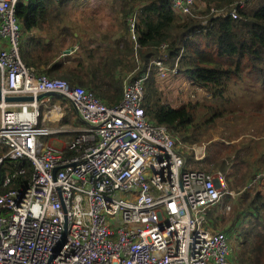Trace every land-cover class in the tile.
<instances>
[{
	"label": "built area",
	"instance_id": "1",
	"mask_svg": "<svg viewBox=\"0 0 264 264\" xmlns=\"http://www.w3.org/2000/svg\"><path fill=\"white\" fill-rule=\"evenodd\" d=\"M170 1L179 17L206 25L207 16L235 18L254 0L213 5L206 16L200 0ZM16 2L0 0V264H237L229 232L215 231L208 215L231 209L222 202L233 194L225 174L187 167L178 147L191 142L143 108L150 72L159 80L179 76L180 54L171 65L163 42L137 73L136 11L128 16L135 66L110 105L22 61ZM55 95L72 104L80 127L61 123ZM13 96L30 99L6 100ZM61 134L73 135L62 148L43 140ZM207 144L189 146L195 161L206 157Z\"/></svg>",
	"mask_w": 264,
	"mask_h": 264
},
{
	"label": "trees",
	"instance_id": "2",
	"mask_svg": "<svg viewBox=\"0 0 264 264\" xmlns=\"http://www.w3.org/2000/svg\"><path fill=\"white\" fill-rule=\"evenodd\" d=\"M86 1V6L97 5L92 6L96 7L94 13L106 7L107 12L121 16L115 19L117 27L110 34L114 37L115 33H119L118 38L110 41L109 36L104 37L100 29L106 27L102 28L97 23H102L97 14L88 17L96 23L89 24L90 28L88 24L81 25L76 17L72 19L71 11L81 9ZM88 1L74 5L79 3H72L73 0H17L15 15L21 33L34 28L46 33L45 37L25 40L22 48L20 43L22 61L49 78H61L70 85L82 86L94 92L107 104L117 103L123 93L120 70L122 73L127 71V75L134 68L126 20L136 11L141 59L137 73L145 69L151 57L158 56V45L166 42L168 62L173 65L180 54L179 74L183 73L209 95V98L205 95L200 100L195 97V102L188 101L178 107L170 106L158 96L154 71H151L144 82L143 108L152 121L165 125L185 142H191V139L198 141L214 127L218 119L239 112L238 108L230 105L232 89L237 85H241L240 88L249 96L256 97L252 111L264 113V0H254L250 5L239 8L235 18L207 16L206 25L202 24L203 19L179 17L170 0ZM200 1L203 4L201 13L206 16L210 6H227L236 0ZM93 27L94 30H91ZM86 36L96 40L89 41ZM72 48L69 53H64ZM71 112L78 119L74 110ZM196 112L201 115L198 121ZM67 117L68 114L61 120L62 124H68ZM242 138L236 136L228 139L230 142L220 153L217 171L226 174L229 168L227 160L239 159L252 167L242 158L239 149L252 143L253 138ZM212 159H216V156L213 155ZM22 165L26 167L25 176L30 177V164L25 161ZM236 171L237 168L234 173ZM247 208L256 214L254 226L258 227L245 229L244 241H249L250 251L255 257H260L264 255L261 244L264 238V193L256 191L248 201Z\"/></svg>",
	"mask_w": 264,
	"mask_h": 264
},
{
	"label": "rangeland",
	"instance_id": "3",
	"mask_svg": "<svg viewBox=\"0 0 264 264\" xmlns=\"http://www.w3.org/2000/svg\"><path fill=\"white\" fill-rule=\"evenodd\" d=\"M91 1L92 0H89L88 3H90ZM74 2L79 3L74 5H81L83 0H73L72 3ZM100 2L106 3L108 2V0H100ZM199 3L202 5L201 2ZM86 5L87 1L82 7L84 8V11H81L82 8L71 11V14H73L74 17L79 18V23L81 25L88 24V26H90L89 24H96L95 20L92 21V19L88 17H90V15L97 14L96 17H98L100 21H102V23H97L102 28L106 27L107 29L108 27V30L111 31L114 30L115 27H117V22H115V19H119L121 16H119L118 14H112V11L107 12L103 8L99 11L95 10L96 13H94L93 9H96V7H89ZM201 9L203 10V5ZM134 59L135 58H133L132 60L135 66ZM125 72L122 73V71L120 70L119 77L122 78L123 75L126 74ZM155 85L158 89V96L163 100L164 103L173 107L181 106L185 103H188V101L195 102V97L196 99L200 100L203 97L207 96V92L205 89L191 83L183 73L179 74V76L177 77H171L170 75H168L161 80L155 77ZM240 87L242 86L237 85L233 87L232 101L230 104L231 106L238 108L239 112H235L229 117L224 116L218 119L215 122L214 127L210 128L208 130V133L203 135L200 140L193 142L191 139V143L185 144L188 147L178 148L182 150V154L185 157V164L187 165V167L216 172L218 169L217 164L220 160V153L230 142L228 139L236 136L238 137V139L242 137V139H247L248 137L253 138L252 143L245 144L242 147L238 146L241 147L239 149V152L242 155V158H244L245 161L252 165V167L250 166L251 168L248 167L245 162H241V160L239 159H236L235 161L227 160V166H229V168L227 169V172L225 174L227 175L226 183L228 190L233 192V194H225L222 197V202L225 204H230V211L223 216H219V211L216 210L215 214H211L210 219L211 221H213L214 225L217 226L214 228L215 231H228L230 233L229 239L232 245L231 252L237 264H264V255L255 257V255L250 251L249 241H244L243 234L245 229L248 230L253 227H258L257 225L254 226V223H256L257 220L256 214L252 209L247 208L248 201L256 191H262L264 193V113H255L252 111V103L253 101H256V97L249 96ZM207 97L209 98V95ZM56 101L58 103L63 102L61 103V108L64 113L68 114L67 126H69V129L79 127L81 125L80 121L75 116H73V114H70L72 110V106L69 104L70 102H68L61 96L55 95L51 98V102L55 103ZM65 106L66 110H64ZM44 111H46V109H40V113H44ZM64 117L65 114L63 118ZM200 118L201 115L196 112L197 121ZM62 136L61 138H65ZM72 137L73 135H69V140L70 138L72 139ZM177 137L179 141H183L179 136ZM47 139L48 137L44 138L43 140L47 142ZM207 141L208 144L206 157L201 162L195 161L193 159L192 150L189 146ZM54 145L60 146V144L57 142H54ZM213 155L216 156V159H212ZM236 168L238 171L234 173ZM230 174L232 177L230 176ZM238 221L239 225H241L239 228L240 231H237L238 228L235 227V224ZM238 236H240V238H238ZM261 244H263L264 247V238Z\"/></svg>",
	"mask_w": 264,
	"mask_h": 264
},
{
	"label": "crops",
	"instance_id": "4",
	"mask_svg": "<svg viewBox=\"0 0 264 264\" xmlns=\"http://www.w3.org/2000/svg\"><path fill=\"white\" fill-rule=\"evenodd\" d=\"M92 6H97L96 4H93ZM105 6V5H104ZM104 9H106V7H104ZM73 10H75V9H73ZM72 10V11H73ZM73 16V15H72ZM73 20L75 19V17L73 16V18H72ZM77 20H79V18L77 17L76 18ZM88 28H90V26L88 27ZM91 30H94V27L91 29ZM101 31H102V34L104 35V37H106V36H109L110 37V41H112V39L114 38H118L119 37V33H115L116 35L114 36V37H111V31H109L108 30V27H107V29H100ZM118 31V30H117ZM99 33H101V32H99ZM113 33V32H112ZM45 31L44 30H42V29H39V28H34V29H32V30H30V31H22V33H21V39H20V43H21V48H22V45H23V43L25 42V40H27V39H29V38H31V37H45ZM86 38H88V40L89 41H95L96 39L95 38H93V37H90V36H86ZM22 50V49H21ZM73 50V48L71 49V51ZM57 102V101H56ZM61 103H63V102H61ZM61 103H60V105H61ZM70 104V103H69ZM71 106H72V104H70ZM61 107H62V105H61ZM62 109V108H61ZM64 110H66V106L64 107ZM72 110H74L73 109V107H72ZM72 112H70V114H71ZM65 114V116H66V113H64ZM62 119H64V118H62ZM81 126V125H80ZM79 126V127H80ZM75 128H78V127H75ZM62 135H65V134H61V135H58V136H52V137H48V139H47V141H49V142H51V143H53L54 144V142H57V143H59L60 144V146H58V147H64L65 146V144H66V142L67 141H69V135H71V134H69V135H65V136H62ZM61 136L62 137H65V138H61ZM68 140H67V139ZM71 139V138H70ZM65 140H67V141H65ZM65 141V142H64ZM215 211H216V208L215 207H213V208H211L210 210H209V212H208V215H209V218H211V214H215ZM220 220V219H219ZM210 221H211V219H210ZM213 222V221H212ZM215 227H217V226H215L214 225V223H213V225H212V228H215ZM230 234V233H229Z\"/></svg>",
	"mask_w": 264,
	"mask_h": 264
},
{
	"label": "water",
	"instance_id": "5",
	"mask_svg": "<svg viewBox=\"0 0 264 264\" xmlns=\"http://www.w3.org/2000/svg\"><path fill=\"white\" fill-rule=\"evenodd\" d=\"M70 51H71V49L70 50H66L64 53L66 54V53H69ZM42 95H48V93L42 94ZM42 95H40L39 97H41ZM27 99H30V97L29 96H18V97L13 96V97H7L6 98V100H8V101H12V100H27Z\"/></svg>",
	"mask_w": 264,
	"mask_h": 264
},
{
	"label": "clouds",
	"instance_id": "6",
	"mask_svg": "<svg viewBox=\"0 0 264 264\" xmlns=\"http://www.w3.org/2000/svg\"><path fill=\"white\" fill-rule=\"evenodd\" d=\"M22 59V58H21ZM28 66V65H27Z\"/></svg>",
	"mask_w": 264,
	"mask_h": 264
}]
</instances>
